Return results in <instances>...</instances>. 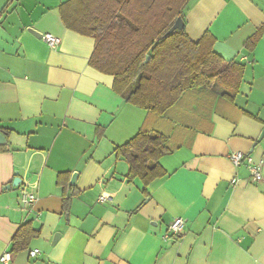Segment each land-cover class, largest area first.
Masks as SVG:
<instances>
[{"label": "crops", "instance_id": "1", "mask_svg": "<svg viewBox=\"0 0 264 264\" xmlns=\"http://www.w3.org/2000/svg\"><path fill=\"white\" fill-rule=\"evenodd\" d=\"M68 1L0 0V133L7 141L0 146V258L264 264V0L189 1V38L210 34L217 54L245 67L244 80L234 103L195 92L166 118L127 103L114 77L90 65L96 41L66 29L60 7ZM36 33L60 43L50 48ZM144 128L170 136L174 149L160 160L167 175L145 191L129 180L128 161L114 155ZM235 152L260 166L261 181L247 162H230ZM26 185L37 186V202L24 210ZM178 218L183 229L169 237ZM27 224L40 236L14 251Z\"/></svg>", "mask_w": 264, "mask_h": 264}, {"label": "trees", "instance_id": "2", "mask_svg": "<svg viewBox=\"0 0 264 264\" xmlns=\"http://www.w3.org/2000/svg\"><path fill=\"white\" fill-rule=\"evenodd\" d=\"M189 1L70 0L60 16L66 29L95 39L90 65L114 77V90L127 103L166 118L195 92L234 103L244 80L245 67L217 54L210 34L199 42L189 38L183 16ZM179 18L184 28L166 36ZM257 39L245 46L253 50ZM173 151L170 136L144 128L114 155L128 161L129 180H139L145 191L167 175L160 160ZM39 236L30 224L23 226L13 250L27 249Z\"/></svg>", "mask_w": 264, "mask_h": 264}, {"label": "built area", "instance_id": "3", "mask_svg": "<svg viewBox=\"0 0 264 264\" xmlns=\"http://www.w3.org/2000/svg\"><path fill=\"white\" fill-rule=\"evenodd\" d=\"M44 43H46L50 48H56L60 41L51 36V35H43L41 38ZM228 159L230 162L238 167L241 166L243 163L247 162L249 171L251 172V177L254 181H261L263 179V176L261 174L260 166L253 165L250 158L246 156L243 153L235 152L228 156ZM35 189H37L36 185L29 186L26 185L22 187L20 192V199H21V206L22 209L27 210L30 207H32L37 202L36 192ZM109 199L107 196H102L100 198L101 201ZM184 226V220L182 218L176 219L170 226H169V237H177L180 235L182 229ZM41 254V251L39 249H34L30 251V256L32 258H36ZM11 261V254L6 253L0 258V262L4 264H9Z\"/></svg>", "mask_w": 264, "mask_h": 264}, {"label": "water", "instance_id": "4", "mask_svg": "<svg viewBox=\"0 0 264 264\" xmlns=\"http://www.w3.org/2000/svg\"><path fill=\"white\" fill-rule=\"evenodd\" d=\"M184 28V22L182 20V18H179L175 24L173 25V27L169 30V32L166 34V36L168 35H171L172 33H174L175 31H178V30H182ZM37 34V33H36ZM37 36L39 38H42L43 35L41 34H37ZM264 137V131L263 133L261 134L260 138L258 139V142H261L262 139ZM7 144V141H6V136L2 133H0V146H4ZM75 179H76V175L73 176V179H72V184L75 183ZM20 181V180H19ZM14 186H15V183H14Z\"/></svg>", "mask_w": 264, "mask_h": 264}]
</instances>
